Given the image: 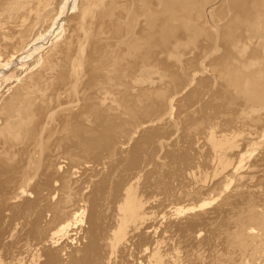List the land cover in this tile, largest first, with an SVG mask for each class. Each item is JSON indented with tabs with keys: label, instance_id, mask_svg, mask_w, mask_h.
<instances>
[{
	"label": "rangeland",
	"instance_id": "obj_1",
	"mask_svg": "<svg viewBox=\"0 0 264 264\" xmlns=\"http://www.w3.org/2000/svg\"><path fill=\"white\" fill-rule=\"evenodd\" d=\"M25 1L0 0V22L3 21L0 23L3 27L0 45L4 46H0V56L12 58L8 55H13L15 50L20 53L21 41L25 38L27 42L31 33L48 36L61 17L60 8L70 0ZM89 3L93 5L92 10ZM75 4L79 6L70 7L71 11L60 21L62 27L67 23L68 27L65 25L62 29L58 21L55 32L48 36L52 37L48 45H52L42 49L43 53L37 51L43 56L41 61V56L34 53L35 61L32 62L37 63L31 67L33 71H26L18 82L4 90L13 91L17 84L26 81V101L19 103L31 108L27 119L32 115L41 120L39 134L52 122L55 133H51L53 136L45 133L47 148L42 155L36 152L34 144L24 142L23 137L4 141L0 133V198L7 186L10 187L9 197H12L15 194L12 188L17 192L20 183L25 184L23 179L31 170V157L36 155L42 157L40 164L44 163L46 173L69 172V178L84 180L86 187L82 191L90 194L91 200L78 203H87L90 210L91 201H97L91 222L94 225L92 254L101 260L106 257L104 235L117 216L122 196L130 187L153 217L169 211L172 206L186 205L192 201L188 196L196 189L202 190L199 198L202 202L231 192L234 183L230 181V174L233 173L226 169L220 172L219 156L209 144L208 136L214 129L219 136L230 139L239 129L241 149H245L241 150L242 154L248 144L260 139L252 131L263 119L252 121L249 118V114L254 116L249 112L248 95L242 91L249 82L264 80V0H79ZM83 7L90 13L83 14ZM43 15H47V20ZM52 16H57L55 22H49ZM32 23L38 24L37 27ZM53 34L57 36L54 38ZM84 41L87 42L84 44ZM16 66L13 65L12 70ZM31 112L34 114L30 115ZM52 115L55 121H50ZM230 151L227 155L232 154L230 158L236 166L242 154ZM256 154L251 161L259 156ZM247 160L243 166L245 172L251 162ZM260 168L263 166L258 165L257 170ZM202 173L204 177L208 175L206 180ZM36 179L31 182L34 184ZM51 182V187L55 186L53 189L60 183L57 178ZM47 192L39 186L28 191L24 198L39 203L33 209L15 211L9 207L1 211L2 264H20L27 256L24 247L39 246L40 234L34 226L35 220L39 215V225L45 226L51 214L43 205L57 200V192ZM15 200L6 201L9 204L22 201ZM229 210L222 213L226 219L232 216ZM165 221L169 220L160 219L157 225L153 224L132 239L124 251L130 264H138L134 262L136 258L144 252L153 235L158 238L163 229L167 230L163 233L165 240L180 244L176 231L170 227L166 229ZM90 237L91 233L84 243ZM215 247L221 257L230 251L232 264L249 262L248 253L243 257L236 249L232 253L222 240H215ZM38 263L70 264V261L64 263L49 253L40 256Z\"/></svg>",
	"mask_w": 264,
	"mask_h": 264
},
{
	"label": "bare ground",
	"instance_id": "obj_2",
	"mask_svg": "<svg viewBox=\"0 0 264 264\" xmlns=\"http://www.w3.org/2000/svg\"><path fill=\"white\" fill-rule=\"evenodd\" d=\"M63 1L64 0H62V2ZM78 1L70 0L69 2H67L68 3L67 5H64L63 7L60 8L59 12L61 14L60 15L61 17L58 18L57 21L55 22L54 17L56 18L58 15L54 17L52 16L53 19L50 18L49 22H52L54 20L53 21L55 22L54 27L56 28V25H58V21L60 23L62 17L66 13H68L69 8L70 7L75 8L77 6L75 2L77 3ZM110 3L112 2H109V4ZM17 4H19V2ZM26 4H24L23 7H25ZM89 4H90L89 5L90 7L93 6L91 3ZM19 6H21V2ZM49 6L51 7V5ZM86 6L89 10L90 7L88 5ZM16 7L18 8V5ZM85 7H83V9ZM52 9H54L53 6H52ZM55 9H54V12H55ZM90 10H92V7L90 8ZM83 11H84L83 14H85L86 10L84 9ZM49 12H52V10ZM88 12L90 13V11ZM43 13L44 12H42V14ZM83 14L81 13V15ZM72 17L70 19H72ZM44 18L47 20V15L46 17L44 16ZM1 22L3 21L1 20ZM61 23H60V26H61ZM37 25H34V27H37ZM45 25H46V22H45ZM64 26L63 27L61 26L62 29L64 28ZM66 26L68 27V23ZM39 27L40 26H38V28ZM55 28L54 30H56ZM2 29L3 27H0V31ZM43 29H45L44 26H43ZM50 29H51V26H50ZM54 30H52L50 34H52ZM64 31L66 32V29H64ZM15 33H17V31ZM27 33H30V30ZM32 34L33 33H31V37L28 36L29 40L27 42H25L24 37L22 41L20 39L21 43L20 42L19 43L22 44V47L21 48L19 47L21 51L20 53L15 50L13 52V55H11L12 53L8 55V56H11L12 58L10 57L8 58L6 56H0V133L2 135L1 139L4 141H16L18 139L20 140V138L23 137L24 142L27 141V143H31V145L34 144L36 152L37 153L40 152L42 155L43 151L47 148V146L45 145V141H44V135L46 132H47V136L51 134L52 132H54L55 125L52 124V122H51L52 125L49 124L50 126L49 125L46 126L44 124L45 126L43 127V133L39 134L38 128H40L41 120H37L35 118L36 116L32 117L31 114H34L33 112L30 113L32 118L29 117V119H27L29 112L31 111V108L27 107L25 103L20 106V103H19V102L26 101V93H25L26 92L25 88H27V86L25 87L26 81L24 82L25 84H17L18 87L16 89H13V91L15 90L14 92L9 91V90L8 92L6 91L4 92L7 86L11 87L12 84L18 82V80L21 79V76L24 73H26V71L27 72H29V70L33 71V68L31 69V67L37 63V62L36 63L32 62V61H35L33 60V58H35L34 53L37 54V51H38V54L43 53L44 51L42 49L46 48L49 40L52 39V37L51 38L48 37L50 34L48 36H46L47 34L46 35H42V33L39 34V32H35L33 35ZM72 34L73 33H71V35ZM38 35L40 36L37 37ZM54 35L55 34H53V36ZM56 36L57 35H55L54 38ZM12 37H9V39H11ZM66 37L69 38V36H66ZM77 38L79 37L77 36ZM163 38H165V35ZM85 42L87 41H84V44ZM55 43L53 42V44ZM81 45H83V43H81ZM79 49L81 50V48ZM56 52H58V50ZM82 52L84 53V51ZM14 53H16V56H14L15 55ZM80 54L82 53L80 52L79 55ZM38 56H41V55H38ZM41 58H43V56H41L40 59L37 57L36 61H38L37 59L41 61ZM43 61H45V59ZM77 62L79 63V61ZM80 62H82V60ZM83 63L84 62H82L81 64ZM16 64H17L16 69L12 70L11 67L13 65L15 66ZM35 74L37 75V73ZM242 92L248 95L247 99L250 101L249 112L252 113L254 117H251V115L249 114L250 116L249 118L252 119V121L263 119L259 127L256 130L252 131L253 134L254 135L256 134L257 137L260 136V139L259 140L257 139L258 141L255 140L256 142L250 141L251 145L250 146L249 144L247 145L248 150L246 149V152L242 154L240 153L241 150L244 152L245 149H241L242 139L239 136L242 133H240L241 131H238L239 129L237 131L233 130L234 136L230 139H227L229 136L228 137L219 136L218 134H216L214 129L209 133V136H208L210 137L209 144L210 143L212 144L211 147L213 146L212 147L214 148L213 150L215 151L216 155L219 156L217 165L220 167L219 169L220 172L226 169V171L229 170V171H232L233 173V175L230 174V177L232 176L230 181L234 183V185H232L231 192L229 191L230 190L229 189L228 190L229 192L224 194L223 197L221 195H218L217 197H214V198L212 197L211 198L212 200L209 198L210 201L205 200L202 202V200L199 199L201 197L200 191L202 190L196 189L195 191L190 193V195L188 196V198L192 199V201H190L186 205L184 206L175 205L174 207L172 206V208H170L169 211L167 209V211H164L162 215L161 214L158 215L159 213H157L156 216L153 217L151 216L152 212L150 213L149 208L145 206L142 199L138 197L137 194L133 192V188L130 187L126 191V193L122 196L121 204L118 207L117 216L114 218L112 224L108 227V230L106 234L104 235V245H105V252H106L105 259H101V260L96 259L93 257V254H92L93 241H94V239H92L93 237L92 231H93L94 225L91 224V222H92V219L94 218V213H93L94 202H97V201H94V202L93 200L91 201V205L89 206L90 210L88 209L87 203L86 205L84 204L79 205L78 203L80 201H83L85 203L88 200L90 203V200H91L89 196L90 194H85V191H82L84 187H86L84 180L82 181L81 179L77 180L75 178H69L68 177L69 172L66 174L60 173V172H55L54 174L52 173L53 171L46 173L45 172L46 168L43 167L44 163L40 164V160L42 157L40 158L38 155L31 157V163L29 166L31 170L29 172H26L27 174L25 175L23 179L25 180V184L21 182L17 192H15V188H12L15 193L12 195V197H9L10 187L8 186L6 190L1 192L0 213L3 209L9 208V207L14 209L15 211H17L18 209L20 210L33 209L34 206L38 205L39 203L37 204L36 203L37 201L30 200V198H26V197L24 198V196H26L28 194V191H30L31 189L33 190L38 189V186L41 189L45 188L46 190H48L49 192H47V194L51 193L50 191H52L53 193L54 191L57 192V196H56L57 200L55 198L56 201L53 199V201L55 202L52 201L49 204L43 205L45 206L46 211H50V214H51L50 219L46 221L45 226H40L38 222V220H40L39 219L40 216L39 215L37 216L34 226L36 227L37 232L40 234V237L37 238V242L39 243V246L35 248H30V245L29 247L28 246L24 247L23 251H26L27 256L25 258H22V263L20 264H39L38 261H39L40 256H48L49 253H51L54 257L56 256V258L59 261H62L64 263L70 261V264H130L126 259L124 251L125 250L127 251V249L132 243V239L136 235H141L145 233L147 228L151 227L153 224L157 225L160 222V219L169 220L167 222L165 221L166 229L170 227L176 231L177 235L179 236V240H181L180 244L176 245V244H173L170 240L168 241L165 240L163 238L164 237L163 233H165L167 230L163 229L161 235H159L158 238L153 235L148 245L146 246V249L144 250V252L140 255V257L136 258L134 262H137L138 264L139 263L140 264H232L230 263L231 261L230 258L232 255L229 257L230 251L225 252L222 255V257L221 255H217L220 252L217 250V247H215V240L219 239V240H222L223 243L229 247L232 253H233V249H236V252L241 251L242 257L243 255L248 253L250 258L247 259L249 262H247L246 264H257L258 261H261L260 264H264V80L255 79L249 82L246 85L245 90H243ZM74 94H71V95L74 96ZM11 117H13V119ZM52 119L54 120L53 115L50 121H53ZM32 122L33 124L31 125ZM237 126H239V124ZM245 127H248V125ZM252 128L253 127H251V129ZM247 133H249V131ZM230 150H233V152H236V155L237 153L242 154L241 157H239L240 158L238 161L239 163L236 166L234 165V162H235L234 159L230 158L232 154L230 156L227 155V152ZM256 152L259 153V156H257L255 160L252 159L251 161L250 158H252V156L256 154ZM258 153L256 155H258ZM52 155L54 156V154ZM233 157L235 158L236 156L234 155ZM248 158L250 160H247ZM246 160L247 162L249 161L251 162H249L250 165L247 163L249 165V169L245 172L243 171V168H244L243 166ZM258 165H260V167L263 166V168L259 169L260 171L257 170ZM245 169L246 168H244V170ZM258 173H261V174L258 175ZM203 174L204 173H202V175ZM207 176L208 175H206V177ZM195 177L198 178L197 175ZM206 177H204L203 180H206L205 179ZM53 178L59 179V182H60L58 184V187L55 189H53L55 186H52L53 188L51 187V183H52L51 181L53 180ZM197 178H194V179H197ZM35 179L37 181L33 184L31 180H35ZM230 184H228L227 187H229ZM1 185L2 184H0V186ZM224 189L225 188H223V190ZM51 197H52V194H51ZM220 197L222 198L220 199ZM10 198H14V200L16 199L15 201L17 200L19 201L22 199V201H20L18 204H12V203L9 204L6 200ZM218 199L220 200L218 204L211 207L213 204H215V201H217ZM197 200L198 202L200 201L199 204L196 203ZM208 205L211 208H209ZM206 206L208 208H206ZM88 210H89V215H88ZM226 210L227 211L229 210L230 212L229 214H232V216L227 217V219L224 216L225 213L222 214ZM0 216L2 218L1 214ZM73 231L75 233H73ZM202 232L204 234H202ZM89 233H91V237H90L91 239L88 242L86 241L87 243H84V239H86L89 236ZM139 259L140 261L138 262ZM0 264H2V262H0ZM243 264H245V262Z\"/></svg>",
	"mask_w": 264,
	"mask_h": 264
}]
</instances>
